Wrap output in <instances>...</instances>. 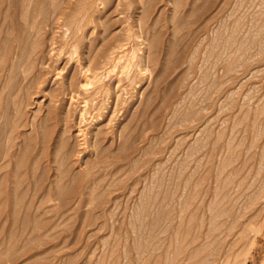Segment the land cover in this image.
<instances>
[{
	"label": "rangeland",
	"instance_id": "obj_1",
	"mask_svg": "<svg viewBox=\"0 0 264 264\" xmlns=\"http://www.w3.org/2000/svg\"><path fill=\"white\" fill-rule=\"evenodd\" d=\"M236 262L264 264V0H0V264Z\"/></svg>",
	"mask_w": 264,
	"mask_h": 264
},
{
	"label": "bare ground",
	"instance_id": "obj_2",
	"mask_svg": "<svg viewBox=\"0 0 264 264\" xmlns=\"http://www.w3.org/2000/svg\"><path fill=\"white\" fill-rule=\"evenodd\" d=\"M120 47H121V46H120ZM121 49H122V48H121ZM44 51H45V49H44ZM115 51H117V50H115ZM115 51H114V53H116ZM121 51L124 52L123 49H122ZM117 53H119V51H118ZM116 57H117V55H115V54H114V56H110L109 61H111V62L114 61V59H115ZM105 60H106V58H105ZM107 61H108V60H107ZM107 61H106V62H107ZM111 66H112V65H111ZM110 68H111V67H110ZM94 76H95V75H94ZM96 76H97V74H96ZM100 76H101V75H100ZM82 77H83V76H82ZM95 78H96V77H95ZM79 88H80V86H79ZM74 91H75V90H74ZM115 93H116V92H114V94H115ZM118 93H119V92H118ZM75 97H76V96H75ZM80 99H81V97H80ZM80 99H79V101H80ZM85 99H87V98H85ZM85 99H84V100H85ZM84 100H83V101H84ZM77 102H78V101H77ZM79 103L81 104V102H79ZM71 105H72V104H71ZM75 105H77V104H75ZM77 106H78V105H77ZM69 107H70V106H69ZM73 107H74V106H73ZM104 107H105V106H104ZM81 108H83V107H81ZM86 108H87V106H86ZM93 108H94V107H93ZM93 108H92V109H93ZM110 108H111V107H110ZM94 109H95V108H94ZM75 110H76V109H75ZM77 110H78V109H77ZM88 110H89V109H88ZM96 110H97V109H96ZM96 110H95V111H96ZM99 110H100V109H99ZM80 111H81V110H80ZM82 111H83V110H82ZM82 111H81V113H82ZM89 111H90V110H89ZM100 111H101V110H100ZM111 111H112V110H111ZM78 112H79V111H78ZM88 113H89V112H88ZM107 113H108V112H107ZM113 113H114V111H113ZM91 114H92V112H91ZM114 114H115V113H114ZM80 115H82V114H80ZM86 115H87V114H86ZM89 115H90V114H88V117H89ZM101 116H102V115H101ZM91 117H92V116H91ZM93 117H94V116H93ZM76 119H77V118H76ZM78 120H79V119H78ZM89 120H90V118H89ZM89 120L86 119V121H89ZM94 121H95V120H94ZM79 122H80V120H79L78 122H76V123L78 124ZM82 122H83V121H82ZM82 122H81V123H82ZM81 125H82V124H81ZM86 125H87V124H86ZM92 125H93V123H92ZM79 126H80V124H79ZM77 127H78V126H77ZM77 127H76V128H77ZM81 128L84 129L85 126H84V127H81ZM78 129H79V128H78ZM78 129H77V130H78ZM83 129H81V130H83ZM86 129H87V128H86ZM84 131H85V130H84ZM85 132H86V131H85ZM75 133H76V132H75ZM75 133H74V134H75ZM77 133H78V132H77ZM81 133L83 134V132H81ZM81 133H80L79 135H78V134H77V135L80 136ZM74 134H73V136H75ZM84 136H85V135H84ZM84 136H81V137H84ZM76 137H77V136H76ZM76 137H75V138H76ZM84 138H85V137H84ZM78 139H79V138H78ZM79 140H80V139H79ZM83 140H84V139H83ZM85 140H86V139H85ZM75 143H76V142H75ZM80 143H81V142H80ZM80 143H78V144H80ZM78 144H77V145H78ZM78 146H79V145H78ZM79 147H80V146H79ZM80 148H81V147H80ZM254 229H255V227H254ZM255 230H256V229H255ZM258 230H259V227H258L257 231H258ZM261 230H262V228H261ZM237 231L240 233V232H241V229H240V231H239V230H237ZM257 231H255V232L257 233ZM238 232H237V233H238ZM262 232H263V231H262ZM198 234H199V233H198ZM233 234H234V233H233ZM257 234H258V233H257ZM196 235H197V231H196ZM254 235H255V233H254ZM206 237H207V235H206ZM256 239H257V238H256ZM250 240H251V239H250ZM200 241H201V240H200ZM251 241H252V240H251ZM251 241H250V244H251ZM253 241H254V240H253ZM250 244H249V246H251ZM192 246H193V245H192ZM251 247H252V246H251ZM254 248H255V247H254ZM193 250H194V249H193ZM193 250H192L191 253H193ZM245 250H246V252H247V250H250V249H249V247H247V249H245ZM198 251H199V249H198ZM243 251H244V250H243ZM244 252H245V251H244ZM244 252H241V253H244ZM243 255H245V254H243ZM246 255H247V253H246ZM191 256H192V255H191ZM248 258H249V257H248ZM248 258H247V259H248ZM197 259H198V258H197ZM244 259H245V258H244ZM244 259H241L240 261H242V260L244 261ZM226 260H227V259H226ZM246 261H247V260H245V262H246ZM245 262H243V263H245ZM236 263L238 264V262H236ZM239 263H240V262H239ZM241 263H242V262H241ZM219 264H220V263H219Z\"/></svg>",
	"mask_w": 264,
	"mask_h": 264
}]
</instances>
